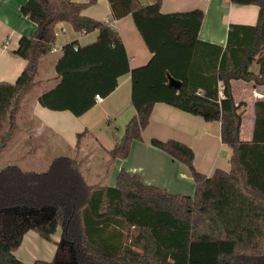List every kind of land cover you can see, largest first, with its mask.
I'll use <instances>...</instances> for the list:
<instances>
[{"label": "trees", "instance_id": "trees-1", "mask_svg": "<svg viewBox=\"0 0 264 264\" xmlns=\"http://www.w3.org/2000/svg\"><path fill=\"white\" fill-rule=\"evenodd\" d=\"M96 1L21 5L35 27L13 51L26 60L23 70L13 82L0 81V155L23 97L38 83L39 60L50 53L56 25L67 22L76 32L97 30L96 39L62 45L54 65L56 83L37 101L80 116L95 104V94L107 96L129 73L134 115L106 151L107 168L128 155L154 103L164 102L220 122L221 141L231 149L229 169L204 175L194 168L188 145L157 138L150 144L188 167L192 195L147 184L125 169L113 185L88 183L75 156H55L42 171L7 164L0 169V264H264V99L254 102L251 138L242 140V103L231 91L235 79L264 84V0H231L258 5V18L254 25L230 24L225 46L198 38L199 8L164 13L161 0H107L111 18L130 15L151 53L133 68L118 31L83 14ZM254 62L257 72L251 69ZM85 133L76 134L75 148ZM58 226L51 259L24 262L14 254L28 230L48 240Z\"/></svg>", "mask_w": 264, "mask_h": 264}, {"label": "crops", "instance_id": "crops-1", "mask_svg": "<svg viewBox=\"0 0 264 264\" xmlns=\"http://www.w3.org/2000/svg\"><path fill=\"white\" fill-rule=\"evenodd\" d=\"M25 1L0 0V81L13 82L26 64V60L13 53L19 38L22 35H29L35 27V23L21 13L20 8ZM142 1L149 3L151 0ZM99 4L108 13V16L100 20L109 23L118 31L128 56L129 66L133 68L145 64L151 57V53L138 33L132 17L126 15L119 19H112L109 17L111 15L107 0H97L91 8H95L94 6ZM91 8L84 9L83 14L94 18L96 17L95 9ZM193 8L203 11L198 38L221 46L226 44L230 24L254 25L258 18V5L235 4L231 0H161L160 3V10L164 13ZM60 27H64L58 45H56L60 52L62 45L71 40H77L80 45H85L94 41L97 36V30L88 33L76 32L67 22L58 23L55 29L58 30ZM68 29L69 32L66 34ZM4 43H6L5 47ZM58 55L52 58L49 53L40 58L37 72V75L40 74V78L37 79L36 85H42V90L36 92L30 102L24 99L25 96L23 97L18 113H16L15 122L19 125L17 120L26 115L27 118H32L38 123L40 134L43 131L47 132L48 146L67 144L74 150L76 134L86 130L80 140L79 151L83 150V154H90L89 141L90 138H93V142L96 143L94 150H99L100 154L96 162L93 157H89L86 166L82 165L81 171L84 177H102L107 178L106 181H108V176H111L113 181L107 185H113L118 172L125 169L130 173H137L141 180L147 184L164 187L171 193L192 195L194 184L188 167L150 144L151 138L175 139L188 145L194 154V168L204 175H211L217 168L229 169L231 149L221 141L220 122L206 121L199 115L185 112L164 102L154 103L149 122L142 130L141 139L131 141L128 155L123 159H115L108 168L104 169L103 165L107 161L106 151L120 139L122 132L120 130L112 136L108 135L107 129H102L103 122H111L113 117L115 121H119V119L125 121L134 115V108L130 101V75L129 73L121 75L116 88L103 97L100 103H95L80 116H75L67 110H49L38 103L37 97L56 83L54 65ZM254 63L257 65L258 71V64ZM41 73L44 74L41 75ZM231 91L235 102L242 103L240 110L243 111V116L239 137L242 132H246V137L244 139L240 137V139L249 140L254 119L253 104L258 99H264V84L235 79L231 80ZM23 110L26 112L25 115H23ZM127 112H129L128 115H125ZM244 113L248 115L246 118ZM96 130L102 134H98ZM103 135L104 138L100 139V136ZM59 238L60 236L53 237L52 247H50L45 243L46 239L37 232L28 230L23 235L19 246L14 250V254L24 262H31L37 258L44 259L43 249L52 253ZM21 244H24L23 248Z\"/></svg>", "mask_w": 264, "mask_h": 264}, {"label": "rangeland", "instance_id": "rangeland-1", "mask_svg": "<svg viewBox=\"0 0 264 264\" xmlns=\"http://www.w3.org/2000/svg\"><path fill=\"white\" fill-rule=\"evenodd\" d=\"M147 2V0H146ZM93 4H90L87 6L85 9L87 10L88 7L91 8ZM95 8V16L94 19L97 20H103L106 16H108V13H106V9L102 5H97L94 6ZM91 12V11H89ZM92 13V12H91ZM111 17V16H109ZM67 28V27H66ZM56 31L57 28L55 29ZM69 32V29L66 34ZM61 32H58L57 35L55 36V41L53 45H58L59 38H60ZM60 51L57 50L55 53L50 52V57L54 58L59 54ZM252 71H257V65L254 63L251 67ZM44 73H41V75ZM40 78V74L36 76V79ZM39 90H42V85H36L34 88H32L30 91H28L25 94V98L27 99L28 102L32 100L36 92ZM27 97V98H26ZM27 103V102H26ZM27 105V104H25ZM19 110V109H18ZM18 113V111H17ZM25 111L23 110V115H25ZM129 112H127L125 115H128ZM131 116V115H130ZM246 113H244V117L246 118ZM16 117V115H15ZM128 118V117H127ZM131 118V117H130ZM129 118V119H130ZM16 119V118H15ZM114 117L111 119V122H103L102 129H107L108 135L110 134L111 136L113 134L118 133V131L122 132L124 131L125 124L128 122L129 119H126L125 121L122 119H119V121L113 120ZM19 125L16 124L15 130L13 131V135L10 138L9 141V146L3 151L0 155V169L4 167L7 164H17L20 166L23 170H28V171H42L45 170L50 162V160L58 155H67V156H75L77 159L80 160V170L83 166H86V162L90 159L89 157H93V159L96 160L99 158V150H94L96 148V143L93 142V138H90V154H83V150H80V142L79 145L75 148V150L72 147L67 146V144L63 145H58V146H52V145H47V141H49L48 134L46 131H43L41 134L38 130V123L33 120L32 118H27L26 115L23 117H20L18 119ZM108 128H106V126ZM101 130V131H103ZM98 134V130H96ZM96 133V134H97ZM97 136V135H96ZM240 137L244 139L246 137V132H242L240 134ZM103 136H100V139H103ZM110 138V137H109ZM25 144V145H24ZM99 149V148H97ZM226 149V148H225ZM90 155V156H89ZM106 169L107 165H103ZM82 172V171H81ZM85 180L88 183H100V184H111L113 181V177L108 176V181L107 178H91V177H84ZM106 181V182H105ZM55 236H60V226L57 227L56 231L50 236V239H46L45 243L52 247L53 243V237ZM24 244H21V247L23 248ZM21 248V249H22ZM55 251V249H54ZM54 251L52 253L50 251H47L46 249L42 251L43 256L48 257L49 259L52 258ZM44 258V259H45ZM46 259V260H49Z\"/></svg>", "mask_w": 264, "mask_h": 264}, {"label": "built area", "instance_id": "built-area-1", "mask_svg": "<svg viewBox=\"0 0 264 264\" xmlns=\"http://www.w3.org/2000/svg\"><path fill=\"white\" fill-rule=\"evenodd\" d=\"M109 24V23H108ZM64 27H60L58 31L55 30V36L57 35L58 32H63ZM6 46V43H4V47ZM76 48V47H74ZM58 50V47L56 45H52L50 48V52H55ZM103 97L100 94H95L94 95V101L95 103H100L102 101Z\"/></svg>", "mask_w": 264, "mask_h": 264}]
</instances>
